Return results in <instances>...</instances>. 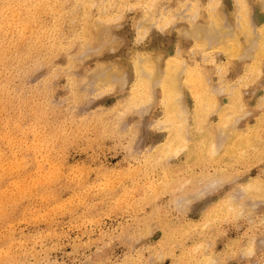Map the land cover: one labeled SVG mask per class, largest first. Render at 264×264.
<instances>
[{
    "label": "rangeland",
    "instance_id": "rangeland-1",
    "mask_svg": "<svg viewBox=\"0 0 264 264\" xmlns=\"http://www.w3.org/2000/svg\"><path fill=\"white\" fill-rule=\"evenodd\" d=\"M78 1L64 3L65 11L81 16ZM182 1L162 0L159 5L165 6L148 11L129 0L111 10L110 20L93 7L88 23L91 35L83 32L85 25L64 20L60 33L75 40L69 45L56 40L63 47L51 57L33 59L25 70L12 72L11 97L24 104L0 101V108L7 105L0 112V125L10 123L7 141L0 145V173L6 175L0 185V214L5 215L0 217V264H204L208 260L211 264H264V105L256 109L264 99V60L263 71L255 79L248 78L245 66L254 61L255 53L250 51L257 41L254 33L247 37L248 47L239 52L241 58L232 64L226 52L215 46V34H206V27L199 33L210 45L201 55L198 44L203 41L195 37L198 28H192L191 9L197 0ZM217 2L223 30L239 29L231 21L237 0ZM167 5L174 6L175 17L164 29L160 20ZM201 11L206 13V8ZM250 18L256 33L264 20L263 7L252 10ZM177 37L182 39L181 46ZM139 49L154 55L181 49L180 62L194 60L209 71L205 81L210 91L220 103L231 104L233 115L227 112L225 122L214 112L202 119L203 126L213 123L218 135L224 124L227 129L253 126L251 131L235 130L216 157L208 148L182 149L179 155L148 154L167 134L156 100L161 87L154 86L153 100L127 113L118 104L133 79L129 57ZM14 53L15 48L8 52L10 57ZM220 65L227 69L223 76L214 70ZM185 69L181 67L179 73ZM118 75L125 78L127 87ZM98 82L106 86L100 88ZM182 86L189 88L182 102L193 107L191 80ZM32 100L44 110L36 131L30 130V108L24 106ZM119 105L116 114L112 109ZM189 136L201 137L198 132ZM241 141L249 144L240 146ZM210 159L213 162L202 164ZM219 167L227 173L201 182L199 197L192 198L184 210L182 185L194 174H212ZM255 180L263 187L260 192L253 189L258 196L251 197L249 193L255 191L242 189L253 186ZM24 182L25 199L15 202ZM34 183L44 188L35 189ZM233 195L239 206L226 204L200 220L206 204Z\"/></svg>",
    "mask_w": 264,
    "mask_h": 264
},
{
    "label": "bare ground",
    "instance_id": "bare-ground-1",
    "mask_svg": "<svg viewBox=\"0 0 264 264\" xmlns=\"http://www.w3.org/2000/svg\"><path fill=\"white\" fill-rule=\"evenodd\" d=\"M128 1L129 0H106L104 2L98 3L92 0H79L76 5V7L81 8L80 10L82 11L81 16H79L75 15L73 10L71 13L65 11L63 4H67L69 0H0V81L3 79L0 82V101H7L6 104L8 105H15V103L24 104L20 98L16 97L15 101L11 97L9 87L12 82V72L25 70L28 63L33 59H46L51 57L56 49L63 47V45L57 44L55 42L56 40L62 39L67 45L71 44L75 40L76 37H73V35L66 36L60 33L63 27V24L61 23L64 20H68L72 25H76L75 23L85 25L86 27L83 29V32L87 34L91 29L89 28L90 25H88V23H91L89 20L91 8H98L100 11H102L104 18L110 20L112 19L111 10L114 7H122V5H125ZM134 1L138 6L148 9V11L150 9H156L161 6H165L164 4L159 5L160 1L162 0ZM186 1L187 0H183L182 3H185ZM217 1L218 0H212V2L203 5V3L197 0L192 4V19L195 22L193 23L190 21L188 23L189 25L190 23H193L192 28H198V33L195 37H197L196 39H198V41H200L199 39H202L203 41V43L198 44V52L203 55L202 53H204V50L206 49L205 47L210 45L208 41L204 40V34H200L202 31L199 30H202V28H207L209 32L205 30L206 34H212V32L215 34V37L212 36L216 42H214L215 46L224 50L228 57L232 59V64H234L236 63L235 60L241 58L239 57V52L241 49L248 47L247 37L254 33L257 41L254 43L255 45L253 48L250 49L252 53L253 51L255 53L253 56L254 61L250 65L245 66V70L247 72L248 78L255 79V77L263 71V63L261 62L264 60V20L262 24H258V31L255 33V30L251 25L250 16L252 10L254 11L256 9H260L261 7L264 9V0H237L238 9L236 15L231 19V21H235L239 26V29H231V31L229 28H227L229 31H224L223 26H221L223 13H221L219 8H217ZM173 7L174 6L167 5L168 10L164 11V14L162 15L160 27H163L164 29L169 27L170 21H172L175 17ZM203 7L206 8V13L201 11ZM82 20L85 22H82ZM186 26H188V24H186ZM184 31H186V29ZM94 32H97V30ZM179 33L180 32H177V36H179ZM89 34L91 35L92 32ZM93 39L94 38H92L89 42H93ZM177 41L180 44L179 46H181V37H177ZM11 48H15V53L12 57H10L8 54ZM180 55L181 49L176 53H166L164 55L149 54L148 51L139 49L133 55H130L129 59H131L128 62V69L133 75V79L130 81L129 89L124 101L118 104H120L122 106L121 108H124L127 113L128 110L134 108V106L153 100L154 86L161 87V93L156 97V100L160 107H162V112L159 114V116L162 115L163 119H160V124L163 123L166 125L167 134L161 141L156 142L150 150L148 149V154L153 156L156 153L163 154V156L172 153L173 155H179L180 150L182 149L190 151L193 149L208 148L212 152V156L216 157V155L224 149V146L227 144L228 140L234 136L236 133L235 130H241L240 133H242V130L246 127L247 130L250 129V132L253 126H238L236 128L227 129L226 124H224L222 125L224 128L220 129V131L223 133V138L220 137V131L219 135L217 134L218 130H216V125H213V123L203 126L202 119L209 117L208 115L210 114L213 115L214 112H216L220 119L223 120L222 122H225L229 116V113L227 112L231 113V104L226 102L220 103L217 99L218 96L214 95V93L210 91V88L212 87L208 81H205L206 76L210 77L209 71L200 69L201 67H199L194 60L187 62L184 59L181 63L179 58ZM237 64L242 66L241 63ZM160 65H162L163 71L162 68L160 70ZM184 66L186 69L179 73V69ZM225 68L226 66L220 65L219 68L217 67L214 70L217 71L216 73L218 75L223 76L225 70H227ZM121 76L120 78L124 79V81H122L124 87L126 86L124 83L127 82H125V78ZM102 77L105 78L106 76ZM102 77L101 79L103 80ZM101 79L99 80L101 81ZM189 80H191L194 86L192 88L195 89V103L193 107H189L182 102L186 89L189 90L187 87L184 89L182 83ZM107 81L109 83L108 79ZM104 82L106 83V80H104ZM104 82L103 84L102 82H98L101 83L100 88L103 87L102 85L106 86ZM114 86L112 84V88ZM119 89H121V87ZM117 102H120V100ZM120 105L112 109V111L117 114ZM263 105L264 99L261 100L256 109L260 108L261 110ZM6 106L7 105L2 106L0 108V112L6 108ZM24 106L30 108V127H32V129H29L32 131L39 130V126L44 119V110L42 109L40 103L32 100L27 101L26 105ZM17 109L20 114L23 113V109L19 108L18 106ZM233 109L232 111H234ZM9 127L10 123H7L5 126L0 125V145L3 140L7 141V135L5 134H7L6 132H9ZM15 128L20 131L22 130V126L15 125ZM24 129L25 128H23V130ZM194 132H198L200 134V139H198L197 136H189L190 133ZM214 135L216 137L218 136V139H221V141H215L216 138ZM246 144L249 143L241 141L238 145L243 146ZM0 158H2L1 155ZM215 160L220 161L218 158H215ZM208 162H213V160L210 159L206 160L205 162L203 161L202 164H206ZM225 164L229 165L230 163L228 161L225 162ZM214 171L215 172L212 174L204 172L194 174V176L189 181H187L186 184L182 185V187H184V210L189 209V202L192 198L195 196L199 197V193L202 192L199 191L198 188L201 182L210 181L212 179L211 177L213 176L216 177L217 175L227 173L223 171V167L216 168ZM11 172H13V170ZM5 177L6 175L0 173V185L4 182ZM255 181L256 182L253 183V186L251 185L252 188L250 185H246L245 188L242 189L243 192L250 190L255 191L253 189H256V191L260 192L259 190H261L260 188L263 186L260 184L259 180ZM24 183L25 184L22 183L21 185L25 189L21 191L22 187L20 189L18 188L15 193V202L25 199L28 187L27 183ZM33 188L43 189L44 187L34 183ZM256 191L254 193L250 192L249 196H258V192ZM228 197H224L218 201H212L206 204L201 210L204 214L201 215L200 220L204 218L207 219V217L210 215H215L218 210L223 209L226 204L230 205L237 202L239 206V200H236L235 195L230 196V198ZM176 205H178V203ZM0 217H5V215L0 214ZM211 263L212 260H208V262H205L204 264Z\"/></svg>",
    "mask_w": 264,
    "mask_h": 264
}]
</instances>
